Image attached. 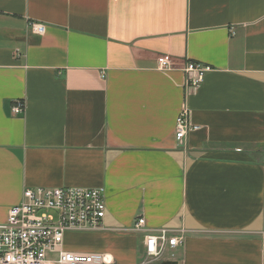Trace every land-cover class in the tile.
<instances>
[{
    "label": "crops",
    "instance_id": "crops-1",
    "mask_svg": "<svg viewBox=\"0 0 264 264\" xmlns=\"http://www.w3.org/2000/svg\"><path fill=\"white\" fill-rule=\"evenodd\" d=\"M189 61L212 67L191 93ZM40 187L104 189L68 251L264 264V0H0V224ZM140 217L184 244L147 263Z\"/></svg>",
    "mask_w": 264,
    "mask_h": 264
},
{
    "label": "built area",
    "instance_id": "built-area-1",
    "mask_svg": "<svg viewBox=\"0 0 264 264\" xmlns=\"http://www.w3.org/2000/svg\"><path fill=\"white\" fill-rule=\"evenodd\" d=\"M32 30L41 35L45 26L32 24ZM172 66L169 56L158 58L159 70L168 71ZM183 70L186 90L191 93L198 90L212 67L189 61ZM24 110L25 101L14 102V115ZM196 128L190 123L188 110L182 111L176 123V139L182 142ZM106 214L103 188H26L21 203L11 207L7 222L0 224V264H115L108 254L72 252L64 247L67 233L103 230ZM133 231L145 232L147 263L161 261L185 241V231L147 229L145 217L136 221Z\"/></svg>",
    "mask_w": 264,
    "mask_h": 264
},
{
    "label": "water",
    "instance_id": "water-1",
    "mask_svg": "<svg viewBox=\"0 0 264 264\" xmlns=\"http://www.w3.org/2000/svg\"><path fill=\"white\" fill-rule=\"evenodd\" d=\"M163 264H178V263L173 262V261H167V262H164Z\"/></svg>",
    "mask_w": 264,
    "mask_h": 264
}]
</instances>
